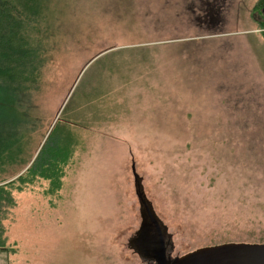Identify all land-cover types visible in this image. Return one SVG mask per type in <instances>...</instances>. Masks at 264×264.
Here are the masks:
<instances>
[{
	"label": "rangeland",
	"instance_id": "374dc122",
	"mask_svg": "<svg viewBox=\"0 0 264 264\" xmlns=\"http://www.w3.org/2000/svg\"><path fill=\"white\" fill-rule=\"evenodd\" d=\"M257 1L43 0L29 24L36 63L15 104L24 127L0 185L27 170L54 125L69 156L60 189L43 179L12 189L0 264H156L139 249L154 234L155 254L159 235L132 166L170 257L264 243Z\"/></svg>",
	"mask_w": 264,
	"mask_h": 264
},
{
	"label": "trees",
	"instance_id": "16d2710c",
	"mask_svg": "<svg viewBox=\"0 0 264 264\" xmlns=\"http://www.w3.org/2000/svg\"><path fill=\"white\" fill-rule=\"evenodd\" d=\"M42 3L43 0H0V164L10 161L14 156L15 146L20 140V132L17 131L24 127V123L20 124V121L25 112L18 109L20 106L15 108V104L21 103L25 94L24 86L36 63L38 48L31 38L29 24ZM263 7L264 0H258L255 8ZM259 26L264 39V17ZM54 136H57L56 144L46 148L48 140ZM65 138L58 137L57 125H54L48 140L27 170L0 185V213L15 205L12 189L16 192L24 191L27 185L38 179L49 182L47 191L50 193L60 189V168L57 165L60 162L63 164L69 156L61 141ZM61 149L65 157L60 160L58 151Z\"/></svg>",
	"mask_w": 264,
	"mask_h": 264
},
{
	"label": "water",
	"instance_id": "95a60500",
	"mask_svg": "<svg viewBox=\"0 0 264 264\" xmlns=\"http://www.w3.org/2000/svg\"><path fill=\"white\" fill-rule=\"evenodd\" d=\"M132 174L135 193L138 196L142 210L144 209L149 214L154 230L159 235L158 250L154 258L156 264H264V243L227 242L199 247L181 256L170 257L166 252L165 242L161 235L162 229L159 226V222L152 215L149 203L143 196L141 178L136 174L133 166ZM143 226H145L144 223L142 230ZM145 239H141L143 244L140 242L139 249L141 250V247L154 249L153 240H151L153 237L151 238L150 235ZM142 254L144 255L145 253Z\"/></svg>",
	"mask_w": 264,
	"mask_h": 264
},
{
	"label": "flooded vegetation",
	"instance_id": "af4514ba",
	"mask_svg": "<svg viewBox=\"0 0 264 264\" xmlns=\"http://www.w3.org/2000/svg\"><path fill=\"white\" fill-rule=\"evenodd\" d=\"M143 218V217H142ZM153 230H151V232H152ZM154 232H155V230H154ZM156 233V232H155ZM157 234V233H156ZM158 235V234H157ZM161 235H162V238H163V241H164V234H163V231H161ZM153 237V239H154V237H155V235L154 234H151V238ZM152 240V239H151ZM158 241V240H157ZM150 242V241H149ZM165 242V241H164ZM165 246H166V243H165ZM144 251H145V254H146V256L147 257H150V258H155V255H156V252H155V254L150 250H148L147 248L146 249H144ZM143 251V252H144ZM167 252V251H166Z\"/></svg>",
	"mask_w": 264,
	"mask_h": 264
}]
</instances>
